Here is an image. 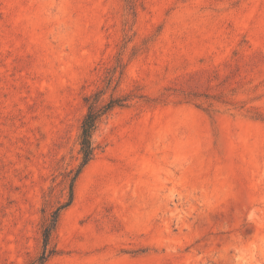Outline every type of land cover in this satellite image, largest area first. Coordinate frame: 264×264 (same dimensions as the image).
Returning <instances> with one entry per match:
<instances>
[{"label":"rangeland","instance_id":"rangeland-1","mask_svg":"<svg viewBox=\"0 0 264 264\" xmlns=\"http://www.w3.org/2000/svg\"><path fill=\"white\" fill-rule=\"evenodd\" d=\"M98 90L127 104L45 264H264V0H0V264L41 254Z\"/></svg>","mask_w":264,"mask_h":264},{"label":"trees","instance_id":"trees-1","mask_svg":"<svg viewBox=\"0 0 264 264\" xmlns=\"http://www.w3.org/2000/svg\"><path fill=\"white\" fill-rule=\"evenodd\" d=\"M122 66L118 65L117 67ZM117 70V69H116ZM122 73V71H121ZM115 78V74L109 78L110 87ZM85 100L88 105L87 112L81 121V130L78 138L80 160L76 167L68 170L64 175L67 185L65 187V197L57 201L49 212H45L42 221V239L43 249L38 258L28 264H45L47 260L57 252V247L53 245L54 235L57 231L61 215L65 209L72 205L75 198V184L84 168L94 159L96 149L94 145V134L99 125L106 119L117 107H123L127 104L128 97L112 96L109 100L104 98V91L98 90L87 95ZM47 202L50 199L46 200ZM49 203V202H48Z\"/></svg>","mask_w":264,"mask_h":264}]
</instances>
